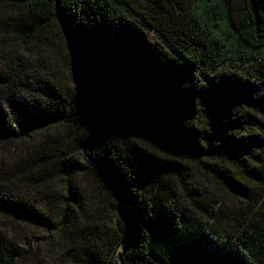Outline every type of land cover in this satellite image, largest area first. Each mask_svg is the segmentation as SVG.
Listing matches in <instances>:
<instances>
[{
	"label": "trees",
	"instance_id": "1",
	"mask_svg": "<svg viewBox=\"0 0 264 264\" xmlns=\"http://www.w3.org/2000/svg\"><path fill=\"white\" fill-rule=\"evenodd\" d=\"M53 263L264 264V0H0V264Z\"/></svg>",
	"mask_w": 264,
	"mask_h": 264
},
{
	"label": "water",
	"instance_id": "2",
	"mask_svg": "<svg viewBox=\"0 0 264 264\" xmlns=\"http://www.w3.org/2000/svg\"><path fill=\"white\" fill-rule=\"evenodd\" d=\"M66 32H67V36H68V39H70V37H69V32H68V29L66 28ZM76 64H77V58H76V62H75ZM78 75L79 76H81L79 73H78ZM91 88H92V85H89L88 86V88L84 91V95L85 94H87V93H89L90 92V90H91ZM81 102V98L79 99V100H77V103H80ZM96 124H98L99 125V123L98 122H96V121H94ZM102 134V130L100 131V133H99V135H101ZM98 135V136H99ZM93 142V141H92ZM91 142V143H92ZM91 143L90 144H88V146H90L91 145ZM87 146V147H88ZM86 150V148H84V151ZM86 156V155H85ZM102 169V168H101ZM103 170V169H102ZM120 192H122V196H121V198H120V202H119V206H118V208H117V214L119 215V217H121V218H123V215H122V203H123V200H124V192L120 189ZM130 241H131V237H129V240L126 242V244L124 245L125 247H124V251L127 249V247H128V245H129V243H130ZM123 251V252H124ZM123 252H121L120 250H118V252H117V256H118V259H119V261L120 262H122V257H123Z\"/></svg>",
	"mask_w": 264,
	"mask_h": 264
},
{
	"label": "rangeland",
	"instance_id": "3",
	"mask_svg": "<svg viewBox=\"0 0 264 264\" xmlns=\"http://www.w3.org/2000/svg\"><path fill=\"white\" fill-rule=\"evenodd\" d=\"M150 37L153 39V40H157V39H159L158 38V36L154 33V32H151V34H150ZM119 216V215H118ZM33 234H34V232H33ZM126 243H124V245H125ZM124 245H122L120 248H119V250L121 251V252H123L124 251ZM53 264H60V263H53Z\"/></svg>",
	"mask_w": 264,
	"mask_h": 264
},
{
	"label": "bare ground",
	"instance_id": "4",
	"mask_svg": "<svg viewBox=\"0 0 264 264\" xmlns=\"http://www.w3.org/2000/svg\"><path fill=\"white\" fill-rule=\"evenodd\" d=\"M124 245V244H123Z\"/></svg>",
	"mask_w": 264,
	"mask_h": 264
}]
</instances>
